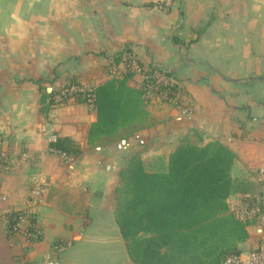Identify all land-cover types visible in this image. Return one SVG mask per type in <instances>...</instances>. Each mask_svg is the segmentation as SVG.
Wrapping results in <instances>:
<instances>
[{"label":"crops","instance_id":"1","mask_svg":"<svg viewBox=\"0 0 264 264\" xmlns=\"http://www.w3.org/2000/svg\"><path fill=\"white\" fill-rule=\"evenodd\" d=\"M127 50L184 84L194 110L184 116L141 95L144 117L112 143L92 146L96 111L76 101L52 109L51 100L68 84L96 89L114 79L107 66ZM141 83L136 76L128 86L140 93ZM52 136L77 143L81 155L65 161L52 153ZM185 141L219 142L234 153L241 189L229 203L259 192L264 0H0V150L13 163L0 175V264H135L116 219L128 146L153 147L141 155L145 166L163 159L166 170ZM41 177L51 182L36 211L42 238L27 247L9 234L6 214L26 210ZM248 242L255 247L257 235ZM55 244L66 249L58 254Z\"/></svg>","mask_w":264,"mask_h":264},{"label":"trees","instance_id":"2","mask_svg":"<svg viewBox=\"0 0 264 264\" xmlns=\"http://www.w3.org/2000/svg\"><path fill=\"white\" fill-rule=\"evenodd\" d=\"M132 78L126 73L95 89L98 120L89 133L90 145L112 143L124 127L144 117L140 96L146 98L141 89L140 94L128 86ZM51 148L68 158L82 153L69 139L59 138ZM234 161V153L219 142L200 146L189 141L170 154L164 171H149L141 157L131 158L115 191L116 219L130 259L135 264H222L240 254L250 234L230 213L229 199L241 189L232 178ZM21 215L6 214L8 232Z\"/></svg>","mask_w":264,"mask_h":264},{"label":"built area","instance_id":"3","mask_svg":"<svg viewBox=\"0 0 264 264\" xmlns=\"http://www.w3.org/2000/svg\"><path fill=\"white\" fill-rule=\"evenodd\" d=\"M125 58L120 63L110 64L107 70L112 78L121 77L123 74L131 73L140 76L142 83L140 89L144 92L145 98L149 101L160 100L170 105L174 110L184 116L191 115L194 106L187 95L182 92L180 82L160 70H147L131 52L124 53ZM70 101L86 104L91 111H95V89L89 88L82 83H72L58 90L51 100L52 109L63 107ZM57 141L56 136L50 138V143ZM51 152L58 154L65 161L69 160L65 154L59 153L51 148ZM13 170V163L10 156L0 150V175L10 173ZM259 192L239 196L234 202L229 203L230 213L248 227H263L260 235H257V244L248 250H241L238 255L224 258L222 264H264V164L255 172ZM51 182L48 178L35 180V187L31 192L26 210L16 220L14 227L9 232L11 235L20 234L24 237L27 247L38 243L42 238V232L37 228L38 208L43 204L46 193L50 189ZM66 249L63 244H55L54 250L61 254ZM22 264H27L25 260Z\"/></svg>","mask_w":264,"mask_h":264},{"label":"rangeland","instance_id":"4","mask_svg":"<svg viewBox=\"0 0 264 264\" xmlns=\"http://www.w3.org/2000/svg\"><path fill=\"white\" fill-rule=\"evenodd\" d=\"M127 53V52H126ZM125 58V56L123 55V57H122V60ZM138 59V58H137ZM139 60V59H138ZM140 61V60H139ZM115 62V61H114ZM141 62V61H140ZM112 63V62H111ZM114 64H117V63H114ZM110 68V66L108 65L107 66V69H109ZM154 69H156V68H151V69H149V70H154ZM108 74H109V71L107 72ZM110 75V74H109ZM180 85H181V88H183V86H184V84H182V83H180ZM132 130V129H131ZM132 135H134V133H133V130H132V133H131ZM130 135V134H129ZM193 137L195 138V140L196 141H198V138H197V136H195V135H193ZM126 141H130V140H128V139H125V143H126ZM131 143H134L135 144V141L134 142H132L131 141ZM131 147V151H130V153H131V155H130V157H129V160L131 159V158H133L134 156H137V157H141V155H142V153L144 154V153H150V151L152 150V148L153 147H151V146H145L143 149L142 148H140L139 146H128V148H130ZM155 147H157V148H160V149H166V150H168L169 148H173L174 146H155ZM178 147V146H177ZM176 147V148H177ZM151 160V159H150ZM150 160L149 159H146V167H147V170H149V171H164L165 170V168L163 167V166H161L160 164L162 163L161 161L163 160H161V159H158L157 161H156V163L155 164H151L150 163ZM164 162V161H163ZM22 212V211H21ZM11 235V234H10ZM16 235H20V234H16ZM248 242V241H247ZM247 242H245V243H243V244H241L240 245V249L241 250H248V249H250L251 248V245L249 244V242L247 243ZM3 255V254H2ZM2 255H0V257H2ZM26 261V260H25ZM27 262V261H26ZM27 264H28V262H27Z\"/></svg>","mask_w":264,"mask_h":264},{"label":"water","instance_id":"5","mask_svg":"<svg viewBox=\"0 0 264 264\" xmlns=\"http://www.w3.org/2000/svg\"><path fill=\"white\" fill-rule=\"evenodd\" d=\"M251 235H260L263 231V227L257 226V227H248L246 228Z\"/></svg>","mask_w":264,"mask_h":264}]
</instances>
